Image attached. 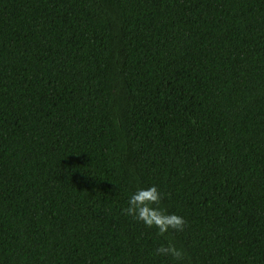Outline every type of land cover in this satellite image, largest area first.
<instances>
[{
	"label": "trees",
	"instance_id": "1",
	"mask_svg": "<svg viewBox=\"0 0 264 264\" xmlns=\"http://www.w3.org/2000/svg\"><path fill=\"white\" fill-rule=\"evenodd\" d=\"M156 185L185 230L121 214ZM264 264V0H0V264Z\"/></svg>",
	"mask_w": 264,
	"mask_h": 264
},
{
	"label": "clouds",
	"instance_id": "2",
	"mask_svg": "<svg viewBox=\"0 0 264 264\" xmlns=\"http://www.w3.org/2000/svg\"><path fill=\"white\" fill-rule=\"evenodd\" d=\"M163 198L164 194L154 184L137 187L127 197V206L121 208V214L143 224L145 228L155 229L158 236L167 237L173 232L182 233L187 226L185 218L162 208ZM154 254L171 260L173 264H183L186 258L185 250L176 246L171 239L166 244L156 246Z\"/></svg>",
	"mask_w": 264,
	"mask_h": 264
}]
</instances>
